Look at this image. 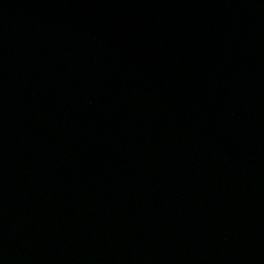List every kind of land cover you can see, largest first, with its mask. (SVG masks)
Returning a JSON list of instances; mask_svg holds the SVG:
<instances>
[{
	"label": "water",
	"instance_id": "1",
	"mask_svg": "<svg viewBox=\"0 0 264 264\" xmlns=\"http://www.w3.org/2000/svg\"><path fill=\"white\" fill-rule=\"evenodd\" d=\"M0 264H264V0H0Z\"/></svg>",
	"mask_w": 264,
	"mask_h": 264
}]
</instances>
